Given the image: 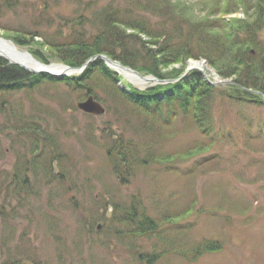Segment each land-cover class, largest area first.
Here are the masks:
<instances>
[{"label":"rangeland","instance_id":"rangeland-1","mask_svg":"<svg viewBox=\"0 0 264 264\" xmlns=\"http://www.w3.org/2000/svg\"><path fill=\"white\" fill-rule=\"evenodd\" d=\"M153 1L0 0V35L72 69L0 89V264H264V91L239 95L214 63L231 58V41L243 38L234 23L259 0ZM105 8L120 12L119 38L99 18ZM133 16L147 26L133 27ZM101 34L117 57L162 80L140 87L112 62L117 81L92 70L96 94L60 80L100 55L81 69L66 50ZM201 78L215 88L197 86ZM188 79L187 111L169 88ZM114 82L161 94L129 103ZM90 96L102 112L79 105Z\"/></svg>","mask_w":264,"mask_h":264},{"label":"trees","instance_id":"trees-1","mask_svg":"<svg viewBox=\"0 0 264 264\" xmlns=\"http://www.w3.org/2000/svg\"><path fill=\"white\" fill-rule=\"evenodd\" d=\"M249 1L250 0H244L245 4H248ZM252 7L254 11H252L251 18L244 17V19L234 23L236 26V31L242 34L243 38L238 40L237 37L234 36L233 41H231L232 45L230 46L229 51L230 50L233 51L231 52L233 56L230 54L231 58L225 61L223 60V62H221L220 59L214 62L216 69L222 76H227V77L235 76L233 79L236 81L237 84L232 83L233 85H231L230 87L235 88L237 92L239 93V95L245 94V96L248 98L255 97L257 95L255 93H251V90L249 91L246 90L245 87L253 88V89L256 88V89H260L264 91V45H262L263 40L260 39L261 32H264V29H262L263 22H264V0H259L255 2V5ZM249 9L250 8H247L246 11H248ZM121 10L123 9L120 8V12ZM120 12L118 10H111L110 8H105L100 12V15H99V18L107 19V23L109 22V25L111 27L110 28L111 36H115L117 38H119V36H121L124 33L123 29L119 30L118 23L121 20L118 18L116 19V16H115L119 14ZM132 18L136 20L132 24L133 27L143 29L141 26L143 27L147 26V23L144 21V19H146L145 17L143 20L138 18V16H133ZM140 23H141V26H140ZM222 27H224V24ZM228 28H229V32L232 35H235L231 31V27L228 26ZM152 32L153 31L150 30V33ZM150 33L149 35H151ZM153 34L155 33L153 32ZM106 36H107L106 34H101L99 37H97L94 41L90 43L79 42L75 45V47L73 48L70 47L71 49L66 50V54L68 56L65 57V61L72 65H80L81 63H83L85 60H87L89 57L93 55H99V54L105 53L111 56L112 58L120 59V61L124 64L131 65L135 68H138V66H135L132 62L117 57L109 48L110 46L114 45V44L113 45L110 44L111 37H106ZM103 37H105L104 40H102ZM208 45L211 46L213 45V43H210ZM234 47L236 48L235 50H234ZM204 48L208 49L206 45H204ZM226 48H224V50L226 51L223 50L224 53L227 52ZM217 53H221V52H217ZM217 53L212 52V54H217ZM208 58H210L213 61V59L211 58V55L208 56ZM216 58H214V60H216ZM41 59L43 61L48 62L46 57H43ZM104 63L105 62L103 61V59H101V57H97L94 62H92L91 64L87 66L85 72L81 74L82 76H79V77L64 76V77H61L60 80H66L71 86L78 89L79 94L80 95L82 94V96L84 94H88L92 92L96 94V90L94 86H89V81L91 79L90 75L93 69L94 71L95 70L100 71L102 74H104L105 78H108V79L113 78L115 79V81H117V77H115L114 73L107 66H105L106 64ZM152 72L160 77H166V76H163V74L158 71L152 70ZM245 76L249 77L248 82H243L242 79ZM43 77L49 78L51 80L57 79V76H52L51 74L46 73V72H38V73L29 72L26 69H24L22 66H19L16 64L15 65L8 64L6 59H4L3 57H0V89H5V88L17 89L21 87L22 85L25 86V84L37 83ZM75 78H79V79L75 81ZM86 79L87 81H84ZM56 81H59V80H56ZM199 81L200 83L199 85H197L199 87L201 86L203 88L208 87L210 90L215 88L214 85L207 83L205 80H202V78L199 79ZM190 84H191V80L188 79L186 82L181 81L176 84H171L169 88L171 90L172 97L174 96L176 97V94L183 95L182 99L180 96L179 98L181 99L182 109L186 108V110L188 107H190V104L192 102L189 100L188 95H186L187 92L191 89ZM78 85H81L82 89H80ZM111 87L113 89L111 90L112 92L113 91L118 92L122 96L123 100L128 101L129 103L130 102L132 103V100L134 101L138 99L143 103H144V99H152V100L158 101L160 94H161L160 87L159 88L153 87V88H149L148 90H139V89L132 88L131 92H127L126 90L120 88L116 82H114L113 85H111ZM140 96L141 98H139ZM163 97H169V96L164 95ZM207 97L208 99H211L209 94H205L199 98V101H198L199 103L195 102L192 104L193 110H194L193 114H195V117H197V113H198L197 108H202L203 110L207 108V105L205 104V99ZM186 98H188V100H186ZM186 101L187 102L189 101V104H187ZM143 103H141L142 105L140 106L137 102L133 104L135 108L139 109L140 112L143 113V116H145L146 118V116L149 117L150 114H152L151 112L154 110V108H150L151 109L150 110ZM154 220H156V218L152 217L151 221L154 222ZM157 220H159V218Z\"/></svg>","mask_w":264,"mask_h":264},{"label":"bare ground","instance_id":"bare-ground-1","mask_svg":"<svg viewBox=\"0 0 264 264\" xmlns=\"http://www.w3.org/2000/svg\"><path fill=\"white\" fill-rule=\"evenodd\" d=\"M0 54H3L11 61L22 64L30 70H39L44 67L53 72H72V69H68L62 64H48L46 66L41 64L27 50L19 48L13 41L3 37L2 35H0ZM198 67H201V65L198 64ZM117 68L119 72L126 76V78L130 79L133 83L140 87H147L153 83V78L151 76H142L135 73L131 69L121 66H118Z\"/></svg>","mask_w":264,"mask_h":264},{"label":"water","instance_id":"water-1","mask_svg":"<svg viewBox=\"0 0 264 264\" xmlns=\"http://www.w3.org/2000/svg\"><path fill=\"white\" fill-rule=\"evenodd\" d=\"M101 56L103 57V58H105L108 62H112V63H114V64H119V65H123V64H121L119 61H117V60H114V59H112L111 57H109V56H107V55H105V54H101ZM90 61V59L89 60H87L86 62H85V64L82 66V68L83 67H85L86 66V64L88 63ZM43 64V63H42ZM126 68H130V67H128V66H125ZM48 71V72H51V73H55V72H53V71H50V70H48L47 68H42V69H39V70H35V71ZM135 72H137V73H139L137 70H134ZM153 78L154 79H158V80H161L160 78H157V77H155V76H153ZM93 96H90L86 101H82V102H80L79 103V105L82 107V108H84V109H86V110H91V111H93V112H96V113H99V112H102L103 110H104V107H102L98 102H95L94 101V99L92 98Z\"/></svg>","mask_w":264,"mask_h":264}]
</instances>
